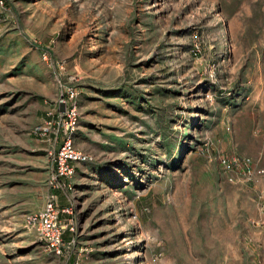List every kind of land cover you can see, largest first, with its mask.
I'll list each match as a JSON object with an SVG mask.
<instances>
[{"label":"rangeland","instance_id":"374dc122","mask_svg":"<svg viewBox=\"0 0 264 264\" xmlns=\"http://www.w3.org/2000/svg\"><path fill=\"white\" fill-rule=\"evenodd\" d=\"M59 85L89 155L60 186L30 134ZM75 262L264 264V0H3L0 264Z\"/></svg>","mask_w":264,"mask_h":264},{"label":"built area","instance_id":"2783aa9c","mask_svg":"<svg viewBox=\"0 0 264 264\" xmlns=\"http://www.w3.org/2000/svg\"><path fill=\"white\" fill-rule=\"evenodd\" d=\"M3 0H0V7ZM78 91L72 85H59L54 98L43 108L41 119L30 128V134L37 137L48 148L54 164V177L58 186L65 176L74 170L76 162L85 161L89 155L75 146L74 135L79 121ZM219 164L229 175L236 170H247L249 157L219 155ZM56 197L50 195L41 210L32 218L38 221L43 238L49 249L59 253L63 244L64 226L59 223ZM63 210V208H61ZM74 264H77L76 262Z\"/></svg>","mask_w":264,"mask_h":264}]
</instances>
